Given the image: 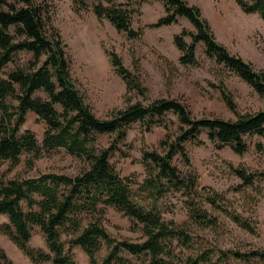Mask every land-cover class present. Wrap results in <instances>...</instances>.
<instances>
[{
	"label": "trees",
	"instance_id": "obj_1",
	"mask_svg": "<svg viewBox=\"0 0 264 264\" xmlns=\"http://www.w3.org/2000/svg\"><path fill=\"white\" fill-rule=\"evenodd\" d=\"M92 1L99 22L106 20L130 40L142 39L143 30L133 27L134 18L141 15V1ZM156 1L162 3L164 16L149 27L171 26L181 18L193 27V31L183 29L173 37L182 66L199 65L196 48L202 44L208 59L264 98V72L219 43L198 6L187 0ZM236 4L243 13L257 14L264 22V0H236ZM52 18L46 0H0V215L8 219L0 224V232L32 264H76L72 252L75 247L86 253L89 264H223L230 259L264 263V249L194 250L191 227L216 229L219 218L214 213L249 234L257 233V224L238 213L224 194L201 185L191 167L183 172L173 164L180 157L189 165L185 144L202 145V135L218 148L228 145L238 155L246 153L245 137L264 139V111L238 113L223 84L218 88L227 108L236 115L235 120L193 117L182 102L174 99L145 102V88L116 53L108 52L109 62L127 92H135L144 101H129L124 109L99 118L77 88L67 45ZM21 55L29 58L22 62ZM28 113L45 124L41 143L32 131L21 130ZM169 115L177 119L178 132L159 142L160 151L141 152L143 180L121 177L110 161L117 141L125 140L135 123H140L145 132L155 127L168 130L172 124ZM106 134L114 135L115 140L102 148L98 139ZM59 148L83 162L77 174L47 171L34 177L9 178L23 154L29 155L25 167L30 171L46 151ZM232 171L247 188L261 177L244 169ZM173 194L183 198L187 215L184 224L165 218L163 201ZM109 208L130 220L131 230L142 236L140 242L116 239L107 231L104 221ZM36 229L44 238L45 250L30 246ZM103 247L105 255L98 259ZM183 250L191 253L184 255ZM0 264H15L1 247Z\"/></svg>",
	"mask_w": 264,
	"mask_h": 264
},
{
	"label": "rangeland",
	"instance_id": "obj_2",
	"mask_svg": "<svg viewBox=\"0 0 264 264\" xmlns=\"http://www.w3.org/2000/svg\"><path fill=\"white\" fill-rule=\"evenodd\" d=\"M52 13L53 25L60 32L68 48L71 75L85 102L99 118H107L116 110L124 109L130 102L144 101L135 92H127L124 81L114 72L108 58V52L116 53L127 68L145 88V102L157 98L174 99L182 102L196 118L217 117L235 120L218 88L224 85L231 96L238 113L264 111V98L260 97L248 84L232 74L222 65H217L204 54L202 44L196 48L199 65L184 67L179 63L180 53L173 43V37L183 29L193 31L185 19L178 24L151 28L164 16L163 5L156 0L141 1V15L134 18L133 27L143 30L141 40H130L117 32L106 20L99 22L92 11V0H46ZM125 3L126 0H116ZM200 8L202 16L208 21L216 40L244 61L249 62L258 71L264 72V22L257 14H245L236 4V0H187ZM106 5L105 2H103ZM185 40L189 43L188 37ZM21 55V61L28 59ZM172 124L168 130L155 127L145 132L140 123H135L127 131L123 141H117V149L112 153L111 163L121 177H134L137 181L144 178L141 164L143 150L160 151L159 142L167 135L175 136L179 124L169 115ZM45 124L38 116L28 113L21 130L32 131L41 143ZM203 144L193 142L185 144L189 165L176 157L173 164L187 172L191 167L199 176V183L225 195L233 208L243 217L255 221L257 233L249 234L240 230L223 215L214 213L219 218V226L213 230L192 228L194 250L207 249L235 250L248 252L264 249V139L257 136L245 137L248 146L246 153L238 155L230 146L218 148L205 135L200 137ZM114 135H101L98 144L107 148L114 143ZM261 147L263 149L261 150ZM29 155L21 156V163L9 175V178L21 175L34 177L39 173L52 171L68 175L77 174L83 162L67 153L64 149L46 151L36 161L33 170H26L25 160ZM7 166L3 169L5 170ZM232 168L244 169L249 173L260 174L252 188L243 187L241 180ZM167 220L177 224L187 221L186 209L180 194L167 196L163 201ZM8 219L0 215V224ZM104 225L116 239H128L140 242L139 232L131 230L130 220L122 213L109 208ZM30 246L46 249L44 238L39 229L33 233ZM0 247L15 264H32L7 236L0 232ZM76 264H89L86 253L80 248L72 250ZM184 255L191 251L183 250ZM105 248L97 254L101 259ZM215 255L213 260H216ZM49 264V263H48ZM223 264H245L230 259ZM250 264H264L251 262Z\"/></svg>",
	"mask_w": 264,
	"mask_h": 264
}]
</instances>
